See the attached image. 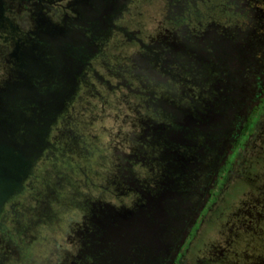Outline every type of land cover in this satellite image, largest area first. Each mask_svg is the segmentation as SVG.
Instances as JSON below:
<instances>
[{"label":"rangeland","instance_id":"1","mask_svg":"<svg viewBox=\"0 0 264 264\" xmlns=\"http://www.w3.org/2000/svg\"><path fill=\"white\" fill-rule=\"evenodd\" d=\"M173 2L0 0V137L17 146L13 137L25 131L33 138L23 141L38 150L28 151L24 160L12 150L16 161L7 160V182L0 176V264H228L254 261L244 254L264 258V0H199L198 8L189 0ZM188 11L191 21L185 22ZM227 39L236 42L234 61L227 62L213 45ZM172 60L181 69H172L176 88L181 79L193 80L190 93L211 99L217 90L222 102L236 108L230 132L215 141L220 170L201 195L203 206L196 202L187 208V218L182 212L174 217L172 227L183 234L175 250L169 237L158 242L155 231L148 244L132 237L126 211L133 208L134 194H122L107 178L115 172L108 147L118 130L142 128L122 121L134 112L137 95L95 85L98 93L88 78L82 80L83 73L71 75L70 81L82 80L84 86L75 82L80 89L69 93L64 74L57 72L60 64L67 65L58 70L64 73L83 64L112 82L125 78L152 93L171 83ZM131 66L137 76H123ZM38 78L46 82L42 90L56 91L55 99L66 93L64 105L20 100L30 96L27 85ZM176 105L187 106L183 100ZM126 145L132 146L125 140V151ZM142 151L147 152L135 153L145 156V165L137 161L133 174L141 180L151 175L147 164L153 163ZM201 175L199 169L189 177L192 187ZM103 201L110 215L126 214L123 224L109 218L95 231L87 206ZM214 248L222 255L214 256Z\"/></svg>","mask_w":264,"mask_h":264},{"label":"flooded vegetation","instance_id":"2","mask_svg":"<svg viewBox=\"0 0 264 264\" xmlns=\"http://www.w3.org/2000/svg\"><path fill=\"white\" fill-rule=\"evenodd\" d=\"M189 1L193 5L190 6L195 8L199 7L196 6L197 1L199 0H194V4L192 3L193 0ZM175 2L177 3L178 0H175ZM193 10L194 9H192V11ZM191 14L190 11L186 13L185 22H187V20L191 21ZM235 44L236 42L234 39L231 41L227 39L222 41V43H213L215 48H220L219 50L224 51V57L227 59V62L234 61L235 59V51L237 50ZM176 51L178 50L169 48L170 53L177 54L175 53ZM173 61L175 60H172V62ZM175 64L176 61L172 67L169 66V71L171 69V74L169 76L172 80L171 83H169V85L165 84L166 86H158V91L152 93H145L137 87L133 88L130 85L131 83L127 82L125 78H119V80L112 82L107 77L103 78L93 67L89 66L88 69L84 68L83 64L77 65V70H69L67 73H64L61 70L58 71L62 66L66 67V64H60L57 68V72L64 74L63 76L66 80L64 81L65 89L67 86V92L69 93L74 91V89H80L79 87H75V82L84 86L82 80L86 82V78H88L89 81H91L90 85L94 91L98 88H96L95 85H99V88L103 87L105 91L107 90L108 92H114L115 90H120L121 87H124L129 92L136 94L138 98L133 107L134 112H132V115H124L122 121H130L132 128L138 123L139 125H142V128H139L138 131H136L137 129H133L125 134L119 129L115 135L118 137V139L116 138V143H111V146L108 147L114 157L115 164L113 166L115 169H113V172H115L111 177H108L107 175V178H109L111 183H115L116 186L119 185L122 187L124 190L122 194L125 193V190H129V193L134 194L135 200L133 202V208L126 211L127 214L123 211L116 212L115 215H110V212H106L107 209H105L107 208V205H109L106 201L96 202V204L89 202L87 208L91 212L90 220L94 222L92 225L93 230L98 231L99 227L102 228L103 223L106 222V220H109V218H112L116 223V226H118V223L122 222V218L124 214H126L128 225L134 230L132 237L137 239L139 243H150L147 240L151 238V235H153V232L155 231V234L158 235V242H160L161 239L167 241V238L169 237V244L173 243V246L171 247L172 250H175L176 243H181L180 240L183 236L181 233L177 234L175 231L176 228L172 227L173 222H175L174 217H177L178 215H183L182 217H184L185 215V218H187L189 213L187 208L196 205V202L199 207L203 206V203H201L203 201L201 195L209 191V186H212L215 174H219L220 170L216 166L221 157V148L216 150L215 141L218 143L222 142L223 137H226L227 135L226 132H230L228 124L232 119L231 115L234 111L236 112V108H234L233 104L230 105L228 100H226L227 96H224L227 103L222 102L221 99L223 98L221 97V92L217 90H214L217 96L215 97L212 94L211 99L202 98L203 94L190 93V89L193 88L190 86L193 84V80L188 81L187 83L184 79H181L183 83L176 88L174 85L176 79L173 80L174 78L171 76L173 75L172 69L176 67ZM178 64L181 66L180 62H178ZM169 65H171L170 58ZM132 67L133 66L125 69L123 76L133 78V75L135 76L137 71ZM178 67L175 69L177 72H180L181 69ZM183 71L185 72L187 69H183ZM82 73L85 74L82 76V80L78 79L77 81H70L69 78L72 77L71 75H79ZM45 77L47 78L48 76L45 75ZM184 83L185 86L183 85ZM44 84H46V82H44V80L42 81L41 78L32 79L31 85H27L30 96L25 95L23 96L24 98H21L20 100L24 101L23 103L29 100L32 104L42 102V105H48L50 103L54 104V101L59 103L61 101V105H64L63 100L66 97V93H64L62 97L55 99L57 97L56 91H48L46 88L45 90H42ZM145 94L148 96L147 98H145ZM173 95L175 96V100L170 98L173 97ZM228 98L230 99V97ZM181 100L185 101L187 106L176 105V102H180ZM220 103H222V106H219ZM35 108L36 107H34V109ZM139 109L140 111L142 110V114L139 113ZM226 116H228V118ZM52 119L53 116L50 120ZM244 120L246 121L247 118ZM236 125H238V123ZM21 132L22 134L20 136L17 135L18 137L12 136L19 142L17 146H14L10 142L13 140L12 138L9 141L7 140V136L0 137V141L3 142L0 143V176L5 182L8 180L7 160H15L12 150L19 153L20 158L22 159L23 157V160L28 155V151L34 152L35 155L36 152H38L32 144L29 146L23 141L25 137L28 140L29 138H33V134H29L25 131ZM125 137L127 138L125 139ZM231 137L232 135L229 138L231 139ZM125 140L128 141V144H132V146L126 145L127 151L124 150ZM207 140L214 143L207 145ZM7 143H9L8 150L5 147V145L7 146ZM155 146H158L163 150L157 151ZM205 148L206 152H204L203 156V150ZM139 149L147 150V152H142L147 155V158L153 160V163L148 162L147 164V170L151 175L147 178L143 177L142 180L139 178L136 179L133 175L134 172L137 174L138 168L135 167L137 161H140L142 165H145V160H143L145 156L143 157L139 155L138 157L137 155L142 154L139 152ZM192 151L196 153L191 157ZM135 152L138 153L136 154ZM206 153H208V155L211 153L213 156L206 158ZM202 157L203 159H206V162L200 164L199 159L201 160ZM140 162L139 164H141ZM197 164H200L201 166H196ZM107 169H111V166ZM199 169L200 172H202V178L200 179L201 182H198V186L192 187L189 182V177L195 175ZM115 173L116 177H114ZM165 193L168 194L167 199L165 198ZM2 198L3 196L1 199ZM192 202L193 204L191 205ZM175 209H177V211H175ZM180 212L184 214L181 215ZM188 227L189 224L186 225V229ZM161 232L163 234H160ZM164 236H166V238H164ZM178 249L181 250L182 245H180ZM213 251L214 256L222 255L221 250L218 248H214ZM177 254L180 256L182 253L177 251ZM243 256L245 258H254V261H257L255 263L254 261L243 262L242 260H237V263L230 261L228 264H259L260 261H262L261 264H264V258L262 257L259 259L247 254H244Z\"/></svg>","mask_w":264,"mask_h":264},{"label":"trees","instance_id":"3","mask_svg":"<svg viewBox=\"0 0 264 264\" xmlns=\"http://www.w3.org/2000/svg\"><path fill=\"white\" fill-rule=\"evenodd\" d=\"M263 247H264V243H263Z\"/></svg>","mask_w":264,"mask_h":264}]
</instances>
